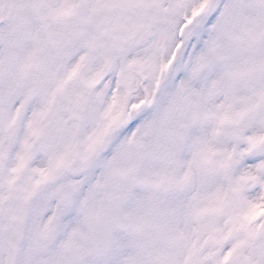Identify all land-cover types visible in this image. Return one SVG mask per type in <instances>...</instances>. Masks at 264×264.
Returning a JSON list of instances; mask_svg holds the SVG:
<instances>
[{"label":"snow or ice","instance_id":"1","mask_svg":"<svg viewBox=\"0 0 264 264\" xmlns=\"http://www.w3.org/2000/svg\"><path fill=\"white\" fill-rule=\"evenodd\" d=\"M0 264H264V0H0Z\"/></svg>","mask_w":264,"mask_h":264}]
</instances>
